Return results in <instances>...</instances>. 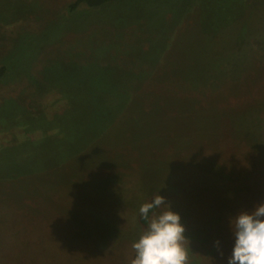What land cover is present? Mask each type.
I'll list each match as a JSON object with an SVG mask.
<instances>
[{
    "label": "rangeland",
    "instance_id": "374dc122",
    "mask_svg": "<svg viewBox=\"0 0 264 264\" xmlns=\"http://www.w3.org/2000/svg\"><path fill=\"white\" fill-rule=\"evenodd\" d=\"M69 1L0 0V264H128L151 192L180 214L187 264H227L229 217L264 202V0H126L68 14ZM152 66L158 79L185 80L181 92L202 85L201 104L158 110L157 123L137 108L116 109L123 117L110 126L119 130L105 126L91 142L72 123L64 144L38 153L67 160L48 178L56 199L40 204L37 222L23 218L18 164L36 153L19 149L20 106L50 121L83 81L144 78ZM62 83L68 91L55 88ZM73 115L58 124L71 125ZM192 131L205 135L195 140Z\"/></svg>",
    "mask_w": 264,
    "mask_h": 264
},
{
    "label": "trees",
    "instance_id": "16d2710c",
    "mask_svg": "<svg viewBox=\"0 0 264 264\" xmlns=\"http://www.w3.org/2000/svg\"><path fill=\"white\" fill-rule=\"evenodd\" d=\"M123 1L126 0H71L65 5V9L68 14H74V12L76 11H82V13H93V10L101 9L105 6H110V4H122L121 2ZM245 8L246 6L243 5V10ZM130 24H134V22ZM211 26L214 27V24L211 23ZM141 45L139 44V50L143 49ZM84 52L89 53L91 55V59H95L96 54L92 55V53L95 52L94 50L85 49ZM142 67L145 66L143 65ZM149 69L150 70L147 73V77L137 78L135 76V78L133 77L131 80H127L122 77H115L113 80H108L107 84H102L103 86H98L90 81V79H88L86 80L87 82L83 81V85L82 87H80L81 91H79V94L77 96L76 93L72 94L71 92H69L67 87L63 83L59 86H56L55 88L61 87L60 89L64 88L68 91L67 94L63 95V98L68 104L67 109H61L60 112H58L57 110L54 115L50 117V121L45 120V118L43 117V114H46L44 110H42L41 114L37 113V115L28 112L22 113L23 109L25 108L20 106V114H23V118H21V124H19V126L21 128L20 131L22 135H24V138L26 139L22 141L19 149L26 153L32 150L36 153L34 157L26 156L27 161L20 162L18 164V168L21 170V173L18 176L17 183L20 191L18 202L21 207L27 206V210L23 209L24 212L20 211V214L23 218L29 216L30 213V216H33V218L35 216H44L40 212L42 208L41 206L46 208L48 197L51 198V196L55 194L56 190H58L57 188H53L55 186H49L48 178L52 174H61L59 169H66L67 160L63 159L62 157H57L55 155L53 156V154L50 159H47L43 155H39L38 153L46 152L48 151V149L54 152V147L56 148L59 144H64V141L67 137L66 135L68 134V132H70V128L74 126L72 125V123H78L80 125V127H78L79 129H83L85 126L82 136H88V139H90L89 142H91V140L97 139V137L95 136L96 133L101 132V134H105L104 132H109L107 131V129H105L106 131H104V128L105 126H110L111 123H114L115 118L120 119L123 117V114L118 112L119 109L137 108L140 112H144V118H147L150 115L149 118H154L155 123H157L158 118L162 120L164 117V115H162L161 113H157L158 110L170 111L176 106L183 104V107H185L190 106L191 103L195 105L196 102L201 104V100H197L196 96L197 93H199V91L201 90L202 85L195 90L188 87L187 91L181 92L180 85L187 84L188 86V83L185 80H180L173 75H169L164 79H158V76H156L157 72L152 71V69H157V67L152 66ZM6 71L7 65L0 64V81L5 75ZM201 82L202 81H199L197 84L200 85ZM118 89H122L124 92L131 91V95L129 96L123 93L116 94V92H119ZM214 93L219 96L220 93H222V90L216 89ZM217 98L218 97H215V100ZM215 103L218 106H222L219 105L220 103H222L220 99H217ZM70 111L73 113L76 111L77 113L76 116L73 115V118L70 119L69 123L71 125L68 126L67 124L66 127L63 126V124L59 125L58 119L61 116H64L65 113H68ZM141 121L145 124L143 120ZM94 122L98 123V127H96L97 130L94 129ZM90 123H93V125H91V129L86 128ZM110 127L114 130H119V128L115 126V124H112V126ZM185 130L186 129H184V131ZM192 132L195 133L193 137V139L195 140L202 138L203 135H205L204 132ZM151 137L162 139L160 133L158 135L151 134ZM203 145L205 144L201 143V147ZM201 147L197 150L194 148V151L201 153ZM263 149V141L261 140L260 151L264 153ZM131 154L133 156V160L138 161L136 155H134L135 153L133 152ZM71 160L72 162H77V158H72ZM154 160H156V156ZM202 162L204 164V161ZM135 168L138 169L139 167L136 166ZM126 170H129L128 166ZM130 170L134 171V167L131 166ZM156 195L157 194L155 192L148 193L144 202L146 203L151 201ZM51 199L55 200L56 195ZM32 207H34V213L31 212ZM157 210L158 209H154L149 214V218L147 219L143 218L139 213V223H149V219L156 215L155 212ZM37 221L38 218L35 217V222ZM68 225H71L70 220H68ZM134 241L135 240H133V242ZM134 256L135 252L130 255L128 264H131Z\"/></svg>",
    "mask_w": 264,
    "mask_h": 264
},
{
    "label": "clouds",
    "instance_id": "9594fccd",
    "mask_svg": "<svg viewBox=\"0 0 264 264\" xmlns=\"http://www.w3.org/2000/svg\"><path fill=\"white\" fill-rule=\"evenodd\" d=\"M162 206L165 210L152 217L146 230L133 242L135 256L131 264H187L185 226L165 197L158 192L139 207V213L147 219ZM228 223L233 245L227 264H264V202L251 210L238 211L229 217ZM215 243L219 247L220 241Z\"/></svg>",
    "mask_w": 264,
    "mask_h": 264
}]
</instances>
